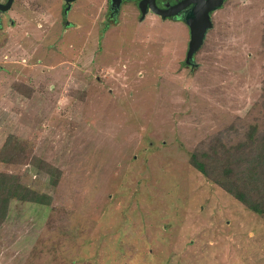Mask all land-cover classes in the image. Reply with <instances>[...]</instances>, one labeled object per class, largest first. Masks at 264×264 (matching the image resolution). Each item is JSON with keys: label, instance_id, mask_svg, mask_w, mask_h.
Returning <instances> with one entry per match:
<instances>
[{"label": "rangeland", "instance_id": "1", "mask_svg": "<svg viewBox=\"0 0 264 264\" xmlns=\"http://www.w3.org/2000/svg\"><path fill=\"white\" fill-rule=\"evenodd\" d=\"M64 6L0 12V173L51 196L11 202L0 264H264V218L192 163L264 141V0H226L190 63L180 20Z\"/></svg>", "mask_w": 264, "mask_h": 264}, {"label": "trees", "instance_id": "2", "mask_svg": "<svg viewBox=\"0 0 264 264\" xmlns=\"http://www.w3.org/2000/svg\"><path fill=\"white\" fill-rule=\"evenodd\" d=\"M258 148L259 152L252 159L246 155L237 157L231 154L221 158L219 153L194 151L192 163L199 171L264 218V141ZM5 160H9V157H3V161ZM54 173L55 170L50 169L49 178L53 183ZM13 200L49 204L51 196L48 193L35 191L18 181L12 174L0 173L1 220L8 218Z\"/></svg>", "mask_w": 264, "mask_h": 264}, {"label": "water", "instance_id": "3", "mask_svg": "<svg viewBox=\"0 0 264 264\" xmlns=\"http://www.w3.org/2000/svg\"><path fill=\"white\" fill-rule=\"evenodd\" d=\"M65 1L68 3L67 8L69 10L71 7V3L74 0ZM146 1L147 3L149 2V0H142L140 3L143 17H145L147 13ZM150 1L154 2V0ZM223 1L224 0H184L169 9H161L156 5L152 7V10H154V12L162 15L163 18H167L168 16H173L178 13L181 14V12L183 11L182 9H184L186 6L191 5L192 3L195 4L194 6H192V9L187 11L184 18L181 15L178 17L180 20L186 22V24H188V26L190 27L191 39L187 52V63L193 62L196 52L204 44L208 31L214 25L211 14L214 10H216V8H219L223 4ZM13 2L14 0H7L6 3L0 2V10L6 11L10 9ZM121 3L122 0L118 1V3H115L114 0L112 1V10L114 16L119 12Z\"/></svg>", "mask_w": 264, "mask_h": 264}, {"label": "flooded vegetation", "instance_id": "4", "mask_svg": "<svg viewBox=\"0 0 264 264\" xmlns=\"http://www.w3.org/2000/svg\"><path fill=\"white\" fill-rule=\"evenodd\" d=\"M64 1V8H65V16L68 15L69 11H68V3H66L65 0ZM112 1L113 0H107V14L108 17L106 18V24L107 25H111V22H115L116 19L119 17V19H121V14H122V10H125L127 7L128 8H135L139 14L138 18L141 20H144L147 16H149L150 14H155L157 15L159 18L163 19V20H180L178 17L181 15L183 18L185 17L187 11H189L190 9H192V6H194L195 4L192 3L191 5L186 6L184 9H182L181 14H175L173 16H168L167 18H163L162 15L157 14L156 12H154V10H152V7L154 5H156L157 7L161 8V9H169L172 8L173 6H175L177 3L184 1V0H154V2L150 1L147 3L146 1V8H147V13L146 16L143 17V13L140 7V3L142 0H122L119 12L115 15H113V10H112ZM118 1L121 0H114L115 3H118ZM226 0L223 1V4L219 7L216 8V10H214L211 14L212 19H213V14L215 11L219 10L225 3ZM117 17V18H116ZM118 19V20H119ZM111 21V22H110ZM181 22L185 23L183 20H180ZM186 24V23H185ZM187 25V24H186Z\"/></svg>", "mask_w": 264, "mask_h": 264}, {"label": "clouds", "instance_id": "5", "mask_svg": "<svg viewBox=\"0 0 264 264\" xmlns=\"http://www.w3.org/2000/svg\"><path fill=\"white\" fill-rule=\"evenodd\" d=\"M6 1H7V0H6ZM14 1H15V0H14ZM1 3H3V2H1ZM13 3H14V2H13ZM66 3H67V2H66ZM71 5H72V3H71ZM70 9H71V7H70ZM70 9H69V10H70ZM8 10H9V9H8ZM69 10H68V11H69ZM6 11H7V10H6ZM0 12H3V11L0 10ZM114 17H115V16H114ZM116 18H117V17H116ZM117 21H118V20L116 19L115 23H116ZM178 21H179V20H178ZM0 22H1V17H0ZM185 23H186V22H185ZM187 25H188V24H187ZM189 28H190V27H189ZM188 49H189V48H188ZM187 52H188V51H187Z\"/></svg>", "mask_w": 264, "mask_h": 264}]
</instances>
